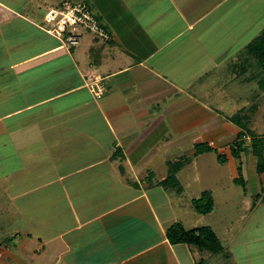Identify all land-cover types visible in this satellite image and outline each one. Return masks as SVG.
Listing matches in <instances>:
<instances>
[{
  "label": "crops",
  "instance_id": "obj_1",
  "mask_svg": "<svg viewBox=\"0 0 264 264\" xmlns=\"http://www.w3.org/2000/svg\"><path fill=\"white\" fill-rule=\"evenodd\" d=\"M63 2L88 7L109 41L84 32L61 48L40 27ZM245 3L0 0V145L18 163L0 184V264H264V238L250 222L264 212L255 198L264 174L249 135L238 159L230 154L239 103L217 72L256 23ZM85 75L99 76L106 93L94 98ZM238 76L249 89L250 76ZM261 114L249 125L256 137H264ZM200 144L210 151L197 154ZM178 162L175 194L159 183ZM238 165L244 188L234 183ZM203 192L213 209L199 215L190 203ZM234 194L250 199L227 212ZM175 223L209 227L222 252L171 245Z\"/></svg>",
  "mask_w": 264,
  "mask_h": 264
},
{
  "label": "trees",
  "instance_id": "obj_2",
  "mask_svg": "<svg viewBox=\"0 0 264 264\" xmlns=\"http://www.w3.org/2000/svg\"><path fill=\"white\" fill-rule=\"evenodd\" d=\"M244 51L248 60L247 63L240 66V68H242L241 72L244 74L245 67L248 69H255V71L250 74L251 81H256L258 88L264 91V28L259 35L245 47ZM256 108V105H251L248 109H241V111L230 117V121L240 129L237 134L238 141L230 147V154L233 158L238 159L244 150V144L241 139L249 135L251 137L248 147L249 153L256 159L255 170L257 175H261L264 174V137H256L249 129L250 122L253 118L252 114ZM207 151H210V148L206 145L200 144L196 146L197 154ZM218 159L221 160L222 157H218ZM182 163L183 162H178L176 165H171L172 168L169 176L159 183L164 190L178 194L181 193L182 188L177 182L174 174L182 166ZM241 172V165H238V176L234 180V183L244 188L245 182L243 181ZM255 198L257 201L264 203V191L262 190L261 195ZM191 205L196 213L199 215H206L213 209V200L209 192H203L199 198L191 201ZM166 237L171 245H191L212 254H218L223 250L217 236L209 227L187 230L180 223H175L166 230Z\"/></svg>",
  "mask_w": 264,
  "mask_h": 264
},
{
  "label": "rangeland",
  "instance_id": "obj_3",
  "mask_svg": "<svg viewBox=\"0 0 264 264\" xmlns=\"http://www.w3.org/2000/svg\"><path fill=\"white\" fill-rule=\"evenodd\" d=\"M35 2L36 1H34L33 3H35ZM245 2L246 3H245L244 8H243L245 10L244 14L249 13V16L251 17V19H256V23H255V25H252L251 29H249L247 32H244V36H242V38L239 39V42L237 41L234 44V47L231 51L234 56H231L226 61V63L224 64V67L221 68L220 70L218 69L219 71H217V72H218V78L219 79L227 81V86H228L227 90H229L228 91L229 95L234 99V103H236V102L239 103L238 106L235 105L234 113L235 114L238 113L239 111H241V109L246 110L251 105H256L257 108L255 109V111L256 112H262L260 117L258 116V120H257V125H258L259 122L264 124V117H263L264 116V113H263L264 112V91H262L258 88L256 81H251L249 84V89H248L247 83L242 84L240 87L238 81L234 80V76L235 77H236V75L240 76V72L242 70V68H240V66L242 64L247 63V60H248L246 58V54H245V51L243 50V47L245 45L247 46V44H249L250 40L252 41L254 38H256L259 35L257 33V31L262 28V24L264 23V0H245ZM256 13H260L261 16H258ZM238 23H241V22L236 21V24H238ZM43 26L46 27V24L44 23ZM263 28H264V24H263ZM235 30H238V29H235ZM239 46H241L242 48L240 49ZM244 49H245V47H244ZM252 69H248L245 67L244 74H243L244 77H246L247 75L250 76V74H252L255 71V69H253V70ZM241 75H242V73H241ZM255 85H257V86H255ZM239 99H240V101H239ZM245 103H248L249 105L248 104L245 105ZM229 104H231V101L229 102ZM226 108H231V106L230 107L226 106ZM228 110H230V109H228ZM255 111L253 112L252 116L255 115V113H256ZM260 126H263V125L260 124ZM11 157H12V151H10V148L7 146H1L0 145V184H2L1 181L4 179L3 176L9 174L10 169L11 170L12 169L17 170V168H18V163L16 161H13V159ZM10 159H11V161H10ZM16 172H18V171H16ZM14 180H13V182H14ZM250 182H251V179H250ZM235 195L236 194H234V199H230L228 202L224 203L225 207H228L227 212H230L231 209L236 210L237 207H239V211H240V209H243L244 206L247 205L246 202L248 201V199H250V198L243 197V194L241 196L239 195L240 197L239 196L235 197ZM1 198H2V193L0 192V199ZM1 201H0V229L2 228L4 230H6V226H2V223L7 221V218H5L3 216V213L1 212V211L5 212L6 207L1 206L4 204ZM222 206H223V204H222ZM222 206H220V208H222ZM225 207H224V209H225ZM251 208H253L252 205L250 206V209ZM218 209H219V206H218ZM260 213H262V214H258L255 217L252 216L253 218L250 217V222L252 225H253V223L255 224V222L258 223V227L255 229V231L253 233L255 234L256 237H259V239H263L264 238V220L262 219V217L264 216V212L261 211ZM5 215H7V214H5ZM248 216H250V215H248ZM216 217H217V215H216ZM237 220L239 221L240 219L237 218ZM212 221L215 222L213 219H212ZM206 222L208 223L209 221H207L206 218H202L201 224L206 225ZM250 222H248V223H250ZM207 225L211 226L212 228L214 227V225L211 223H208ZM214 228L216 229V227H214ZM0 236H1V234H0ZM260 243H263L262 240H260Z\"/></svg>",
  "mask_w": 264,
  "mask_h": 264
},
{
  "label": "built area",
  "instance_id": "obj_4",
  "mask_svg": "<svg viewBox=\"0 0 264 264\" xmlns=\"http://www.w3.org/2000/svg\"><path fill=\"white\" fill-rule=\"evenodd\" d=\"M43 20L46 27H40L41 31L56 39L61 48L77 46L84 32L102 42L110 39L97 18L83 4L63 2L58 7L47 9ZM84 82L94 98H100L107 91L99 76L85 75Z\"/></svg>",
  "mask_w": 264,
  "mask_h": 264
}]
</instances>
